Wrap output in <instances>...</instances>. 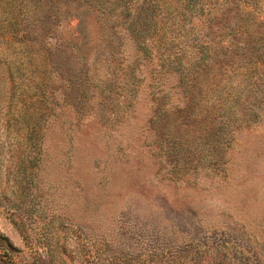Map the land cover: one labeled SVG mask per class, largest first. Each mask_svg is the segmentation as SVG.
<instances>
[{
  "label": "rangeland",
  "instance_id": "rangeland-1",
  "mask_svg": "<svg viewBox=\"0 0 264 264\" xmlns=\"http://www.w3.org/2000/svg\"><path fill=\"white\" fill-rule=\"evenodd\" d=\"M93 2L0 0V264H264V0Z\"/></svg>",
  "mask_w": 264,
  "mask_h": 264
},
{
  "label": "trees",
  "instance_id": "trees-1",
  "mask_svg": "<svg viewBox=\"0 0 264 264\" xmlns=\"http://www.w3.org/2000/svg\"><path fill=\"white\" fill-rule=\"evenodd\" d=\"M82 1H84V0H82ZM107 1V0H106ZM76 2H77V0H70V3H68L69 4V6L71 7L73 4H76ZM54 4H55V7H52V8H54L55 10L54 11H49L48 10V15H50V18L52 17V16H55V17H58V13H60V5L59 4H57L56 2H54ZM92 4H93V6L94 5H96L94 2H93V0H92ZM103 5H104V3H103ZM29 6V5H28ZM74 6V5H73ZM33 9H35V8H33ZM37 9V8H36ZM141 11V10H140ZM54 13V14H53ZM142 14H144L145 15V12H143ZM141 20V19H140ZM139 20L138 19H136V22H138ZM145 21H146V18H145ZM42 25H44L45 23H47L48 22V16H46V15H42L41 17H40V21H39ZM150 22H151V20H150ZM131 26V25H130ZM132 34V36H134V37H138V36H140V35H142V33H140V35L139 34H137V33H135V32H132L131 33ZM137 47L139 48V49H141V48H144L142 45H140V40H139V43H138V45H137ZM144 50V49H143ZM258 88H256V90H257ZM258 95H255V97H254V105L255 106H258V104H257V102H259V100H260V98L258 99ZM232 105H234V104H232ZM255 112V110L254 109H251V112H250V115H251V113H254ZM254 116H255V113H254Z\"/></svg>",
  "mask_w": 264,
  "mask_h": 264
}]
</instances>
